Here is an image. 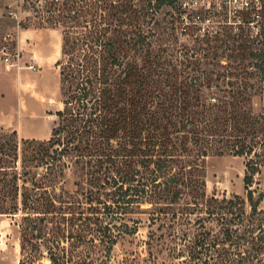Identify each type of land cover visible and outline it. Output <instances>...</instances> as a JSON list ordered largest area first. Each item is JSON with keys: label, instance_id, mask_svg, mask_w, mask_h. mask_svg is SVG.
<instances>
[{"label": "trees", "instance_id": "1", "mask_svg": "<svg viewBox=\"0 0 264 264\" xmlns=\"http://www.w3.org/2000/svg\"><path fill=\"white\" fill-rule=\"evenodd\" d=\"M28 1L47 17L38 27H62L64 106L48 139L0 131V214L20 215V264H44L45 251L51 264H96V242L111 253L137 231L128 215L146 202L151 224L165 227L149 243L179 264H264V226H240L246 199L250 216L263 211L254 185L264 111L253 104L264 87V0L206 9L182 0ZM167 8L176 36L163 30ZM227 154L245 158L247 198L208 196L206 160ZM68 169L75 191L62 185Z\"/></svg>", "mask_w": 264, "mask_h": 264}, {"label": "rangeland", "instance_id": "2", "mask_svg": "<svg viewBox=\"0 0 264 264\" xmlns=\"http://www.w3.org/2000/svg\"><path fill=\"white\" fill-rule=\"evenodd\" d=\"M242 1L245 2L246 0H201V3L207 6L210 5V7L214 5L220 7L221 4L227 3L233 8ZM0 2H3V5L7 6V10L11 9L16 13L14 17L5 16L0 19V42L5 41L8 36V39L13 40L15 43L16 50H20L21 52L22 65L28 62L30 64H35L37 67L36 69L21 67L18 70V72L21 73L20 78L23 76L27 79V83H30L29 79H32V89L29 90L31 96L30 103L35 105L33 111L37 115V117L31 119L24 118L23 123L25 127H19L18 136L19 138H25V136L30 135V133L32 135L39 134L40 136L48 133V136H50L51 130L58 119L56 112L64 106L60 89V71L59 67L56 65V62L62 55V27H51L47 25L38 27L43 18L47 17L46 15H42V17L38 15L31 1L0 0ZM40 3V6L43 5L44 8L47 5L46 0H42ZM203 8L206 9V7ZM169 9L167 8L163 11L160 15V19H162L167 26L163 25V30L167 34L166 36H170V34L176 36L170 22L172 17ZM209 22L210 19L200 22V25L206 26V23ZM24 25L28 26L25 27ZM169 42L171 41L169 40ZM185 43H188V41L179 40L177 45L181 46V44ZM174 44L176 46L175 42ZM44 50H50V53L47 69L42 72L44 68L33 56L39 51L43 52ZM169 50L172 49L169 48ZM181 51L185 52L186 50ZM31 70L37 72L38 76H32L31 78L28 74ZM23 91L28 90L26 87H23ZM4 94L3 107L4 110H7L10 104L9 101L11 100L9 84L4 83ZM32 96L35 102L32 101ZM17 103V106H19L20 99ZM253 106L255 112L264 111V87L263 90L254 97ZM206 166L207 192L209 197L216 196L222 198L226 196L227 198H233L235 194H240L242 197L247 198L244 184L246 168L244 157L229 154L210 155L206 160ZM257 178L260 181L255 183L254 186H259V188L264 190V168L262 174L258 175ZM64 180L62 185L67 189L75 191L78 188L76 184L77 176L73 170H67V175ZM152 207L153 204L146 202L143 203L136 212L128 215V217L138 221V229L134 233H124L120 236L119 241L116 243L111 253L108 254L104 249V245L99 244V241L96 242L97 247L93 250L94 256L97 257L96 264H179V260L177 258H175L177 261L174 258L171 259L166 248H163L159 243H156V245L154 243H152V245L149 243V239L151 240V230H154L155 234H160L165 231V227L157 229L161 222L159 219L151 224L153 220L151 214ZM260 208L263 209V211H260L257 215L250 216L251 208L246 199V212L243 215L244 217L240 222V226L249 231H252L251 228H254L253 231L258 230L259 224L264 226V200ZM181 216L182 215L179 213L178 218ZM191 217L197 219V214L193 213ZM128 220L130 219L128 218ZM20 223L19 214L15 216L0 214V264H20V259L22 258ZM130 223H133V221L130 220ZM196 226L197 225L193 226V228ZM245 233L249 238L242 240L243 244L241 250L242 255L245 254L248 256V250L251 249L253 244L250 242L251 236L254 233L247 231ZM76 250L81 251L80 256L85 255L83 252L85 246H80ZM44 254L43 263L51 264L46 251ZM185 254H187V252ZM253 263H257L256 258H254ZM253 263L250 262L249 264Z\"/></svg>", "mask_w": 264, "mask_h": 264}, {"label": "crops", "instance_id": "3", "mask_svg": "<svg viewBox=\"0 0 264 264\" xmlns=\"http://www.w3.org/2000/svg\"><path fill=\"white\" fill-rule=\"evenodd\" d=\"M49 53H50V50H44L43 52L39 51L33 56L35 57L36 61H39L41 66L44 68L42 72H44L47 69V65L49 63V60H48ZM20 74L21 73L18 72L17 68L13 67L11 69H8L3 63L0 62V131L16 130L18 132L19 127H23V128L25 127L23 123L24 118L31 119V118L37 117L36 113H34L33 111L35 109V105L30 103L31 96H30L29 90L32 89V85H31L32 79H29L30 83H27V79H25L23 76L22 78H20L21 77ZM28 74L31 78L32 76L33 77L38 76V73L32 70ZM4 83L9 84L10 92H11V100L9 101L10 104L7 110H4V107H3V100H4V95H5L4 94ZM23 87H26L28 91H23ZM19 99H20V105L17 106L18 104L17 102L19 101ZM32 99H33L32 101L35 102V99L33 96H32ZM30 137L38 138V139H48L50 136H48V133L45 135H41V136L39 134L32 135L30 133V135L25 136V138H30Z\"/></svg>", "mask_w": 264, "mask_h": 264}, {"label": "built area", "instance_id": "4", "mask_svg": "<svg viewBox=\"0 0 264 264\" xmlns=\"http://www.w3.org/2000/svg\"><path fill=\"white\" fill-rule=\"evenodd\" d=\"M185 6H188L193 9H201L203 7L209 8V6L202 4L201 0H182ZM7 6L3 5V2H0V19L7 16V17H14L16 13L13 10H7ZM10 35V34H9ZM0 62L3 63L8 69L13 67L17 68L18 70L21 67H28L30 69H36L37 67L35 64H30L28 62L22 65V58L20 50H16L15 43L13 40L5 39V41L0 42Z\"/></svg>", "mask_w": 264, "mask_h": 264}]
</instances>
